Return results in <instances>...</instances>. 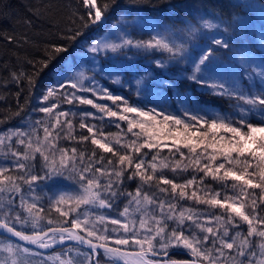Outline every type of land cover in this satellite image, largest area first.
<instances>
[{"label": "snow or ice", "instance_id": "snow-or-ice-1", "mask_svg": "<svg viewBox=\"0 0 264 264\" xmlns=\"http://www.w3.org/2000/svg\"><path fill=\"white\" fill-rule=\"evenodd\" d=\"M79 3L84 11L72 14L59 41L78 45L120 8V0ZM166 6L175 9L174 18L151 25L147 39L130 34L136 22L130 11L116 13L109 29L119 32V42L90 36L88 51L99 61L91 76L81 71L69 79L63 64L55 67L69 51L56 42L41 59L28 61L33 71L6 70L0 77L3 90L15 85L22 91L26 82L34 96L43 87L30 113L17 100L20 123L0 130V238L7 241L0 264H30L40 249L57 246L59 264H100L101 256L109 264H264V53L259 61L241 54L232 65L233 48L242 43L234 20L242 6L232 0L227 6L167 0ZM110 54L130 66L105 72ZM130 54L150 59L152 70L141 71ZM29 114L42 115L27 121ZM106 118L123 134L106 135L86 122ZM76 119L89 135L73 134ZM64 140H90L111 157H97L95 150L86 155L62 146ZM163 149L168 156H161ZM163 169L194 174L177 182L157 175ZM133 181L130 191L125 183ZM186 200L222 213L184 206ZM45 202L64 219L42 223ZM176 250L190 258L177 261L170 255Z\"/></svg>", "mask_w": 264, "mask_h": 264}, {"label": "trees", "instance_id": "trees-1", "mask_svg": "<svg viewBox=\"0 0 264 264\" xmlns=\"http://www.w3.org/2000/svg\"><path fill=\"white\" fill-rule=\"evenodd\" d=\"M261 1V0H258ZM172 3H176V0H171ZM219 2L223 6H227V0H219ZM100 0H98V4ZM140 3L143 5L140 9L129 8V4ZM167 0H120V8L116 9L115 12L109 17L107 21H105L106 27L102 28H92L89 32V36L85 37L80 41L78 45H73L71 41H59V37L62 34V31L70 26V21L73 19V13L78 9L80 12H83L84 9L81 8L79 0H0V77L6 76L7 71H15V70H23L25 72L33 71L31 64L28 61L39 60L43 57L44 49L52 43L62 42L66 43L69 47V51L67 53L60 54L62 57L61 60L56 61L55 67L59 68L61 64L64 65V69H68V66L71 67L70 64H73L75 57L79 52L84 51L85 47L88 46L89 37L95 36L97 39L101 37L104 32V29L111 28L112 23L117 19L116 13L118 12H131L132 17L136 18V22L131 35L140 38L141 36L147 39V33L150 30H146L145 27L140 25L137 20L140 22H147L148 18L154 20L155 24H158L162 21L165 16L173 17L175 12L174 8L166 6ZM233 4H241L240 0H232ZM183 7V5H180ZM194 15H199L197 13H193ZM249 14L245 12L242 8V14L234 13V20L238 21L240 24L238 30V37L240 41H244L245 39L249 40L246 29L251 26V23L245 22V19ZM159 17V20L157 19ZM72 25V26H78ZM168 26V25H166ZM119 33V32H118ZM12 36L14 39L10 42L8 37ZM112 37V36H111ZM236 39V37H234ZM244 46L243 43H240L237 47L233 48V52L236 48ZM131 55V54H130ZM134 58L135 64L140 65V69L148 68L152 70V63L150 59L144 58L142 55H131ZM121 61L124 65L122 58H116ZM140 60V61H139ZM142 61V62H141ZM145 61V62H144ZM70 64H69V63ZM68 63V64H66ZM150 67V68H149ZM7 70V71H6ZM167 75V73H165ZM48 81V76H45L41 81V85L46 84ZM134 86V82H133ZM21 88L18 89L15 85H10L7 90L0 89V130L6 128H12L13 126H17L20 123L21 118L16 116V112L18 111L17 100H19V106L23 107L25 112H29L31 108L38 103V98L40 93L43 91V87L37 89L34 96H30L27 91L26 82L21 85ZM17 91H20V96L17 97L15 94ZM100 103H107L111 105L110 101L101 100ZM80 108H90L88 105H78ZM174 107V106H173ZM62 108L68 109L72 108V105L63 104ZM88 110V109H87ZM171 110V109H170ZM42 115V114H29L26 118L27 121H31L34 116ZM114 119V118H113ZM89 124H96L98 127L102 129V131L107 135L108 133L120 134L121 129L115 127V125L110 124L107 118L102 122L100 120H92L89 119L86 121ZM74 124V135L76 137H80L83 135H89L87 129L79 128V120H73ZM121 128L126 131V124L121 122ZM171 143V141H169ZM62 146L66 147H76L78 151L85 152L86 155H90L93 150H95L97 157L104 156L106 158L111 157L110 153H104L97 146L92 145L90 140L85 141L83 143H77L76 140L71 141H61ZM186 154L188 152L187 149H182ZM200 151V148H198ZM211 151V150H209ZM168 149H163L161 152V156H168ZM179 157L177 156V159ZM114 159V158H113ZM159 159V158H158ZM163 174L169 179H176L177 182H183L185 179L190 178L194 173L189 170L183 176H176L170 169L158 170L157 175ZM199 175H203L200 173ZM61 184L66 182L61 181ZM137 181H133L131 183L126 182L125 187L128 190H132L135 188ZM205 183L210 185L214 190H220V184L216 181H213L211 178H206ZM231 183V182H229ZM257 192L259 190H256ZM229 195L233 193L229 189ZM224 193L221 192V196ZM184 206L195 207L200 211H206L209 214H221L222 210L219 208H210L207 205L199 204L194 205L192 201H184ZM45 211L41 213V215L45 216V220L42 223L46 224L47 219H52L54 221L60 219H64L59 216L54 209L49 211V207L47 202L44 204ZM123 208V203L120 204V210ZM115 213V212H112ZM264 215V212L261 213ZM3 217H0L2 219ZM244 234H246L247 225L242 224L240 229ZM4 241L3 238H0V242ZM30 247V246H29ZM31 249H34L30 247ZM73 250H77L73 248ZM63 250L60 247L51 249L49 252L38 251L34 257H40L48 255L51 252H56L58 255ZM170 255L173 258L186 257L190 258L183 250L172 251ZM65 256V255H60ZM35 258H31L29 261L35 263ZM2 260V259H1ZM46 260V258H45ZM44 261L39 262L38 264H43ZM56 264L57 262L54 261ZM100 264H109L108 261L105 260L103 256L100 257Z\"/></svg>", "mask_w": 264, "mask_h": 264}, {"label": "rangeland", "instance_id": "rangeland-1", "mask_svg": "<svg viewBox=\"0 0 264 264\" xmlns=\"http://www.w3.org/2000/svg\"><path fill=\"white\" fill-rule=\"evenodd\" d=\"M242 8L249 14L247 19H245V22L251 23L248 29H246V32L248 34L249 40L245 39L242 43L244 46L236 48L233 52V55L229 57V59L232 61V65L235 66L239 64V57L241 54H250L252 57H254L257 61L260 59V53H264V0L258 1V0H240ZM137 22L146 28V30H152L151 25H156L154 20L151 18L147 19V23L143 24V22H140V20H137ZM111 28L104 29L103 34L101 37L114 40L116 42H119V33L117 30ZM112 36V37H111ZM100 37V38H101ZM99 39V38H98ZM94 55L88 51V46L85 47L84 51H81L78 53V55L75 57L73 64L68 66V69L66 71V76L71 79L72 77L76 76L77 73L83 71L85 76H91L92 71L96 69V67L99 64L98 60H94ZM110 63H107L104 65L105 72H113L114 74L119 70L123 69L125 67H129L128 64H122L121 61L117 60L118 56L116 54H110ZM132 64H135L134 58L131 57ZM140 61V60H139ZM142 62V61H141ZM145 62V61H144ZM66 63V64H68ZM139 68V62H138ZM150 68V67H149ZM144 68L140 69L143 71ZM148 69V68H147ZM151 71V69H148ZM132 76H136L135 69L132 70ZM103 82V81H102ZM134 82V81H133ZM87 83V81H85ZM91 98V97H90ZM96 102L100 103L101 100H97ZM89 111L96 112L95 109L87 108ZM15 127V126H13ZM49 207V205H48ZM111 215H115V213H111ZM7 241H1L0 245H3ZM73 252L77 250H73ZM50 252V251H49ZM56 252H51L48 255L40 256V257H34L30 256L28 260L31 258H35V263L30 262V264H38L41 261H44L43 264H55L54 261H56V264H59V260L56 259L57 257ZM46 258V260H45ZM67 256H60V259H67ZM2 259V260H1ZM5 259V254L0 252V261H3ZM25 264H28V261L25 262Z\"/></svg>", "mask_w": 264, "mask_h": 264}, {"label": "water", "instance_id": "water-1", "mask_svg": "<svg viewBox=\"0 0 264 264\" xmlns=\"http://www.w3.org/2000/svg\"><path fill=\"white\" fill-rule=\"evenodd\" d=\"M30 247H32V248L35 249V246L30 245ZM57 247H59V246H57ZM57 247H55V248H57ZM40 251H42V252H48V251H51V249H47V250H45V249H40L39 252H40ZM174 259H176L177 261H184V260H188L189 258H186V257H180V258H174Z\"/></svg>", "mask_w": 264, "mask_h": 264}]
</instances>
